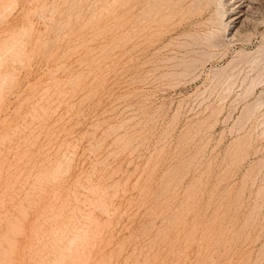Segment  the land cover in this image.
Instances as JSON below:
<instances>
[{
	"label": "rangeland",
	"instance_id": "obj_1",
	"mask_svg": "<svg viewBox=\"0 0 264 264\" xmlns=\"http://www.w3.org/2000/svg\"><path fill=\"white\" fill-rule=\"evenodd\" d=\"M219 1L0 0V264H264V0Z\"/></svg>",
	"mask_w": 264,
	"mask_h": 264
},
{
	"label": "bare ground",
	"instance_id": "obj_2",
	"mask_svg": "<svg viewBox=\"0 0 264 264\" xmlns=\"http://www.w3.org/2000/svg\"><path fill=\"white\" fill-rule=\"evenodd\" d=\"M226 1H228V0H226ZM248 1L249 0H230V1H228L227 3L229 4L230 3V5L232 6L231 7V9H227L229 12H230V14H232V15H229V17H227L226 16V14H227V10L225 9V3H224V1H222V0H220L219 2H218V5L216 6V8H217V13H218V17L217 18H213L214 20L213 21H215L213 24H215V25H217V27H222V28H224V29H226V31H224V32H226V33H228L229 35H231L232 37L234 36V35H236L235 33L236 32H238V30L240 29V25L242 24V22L245 20V19H247V17L249 16V13L252 11V9H249L250 8V3L251 2H249L248 3ZM245 2H247V4H245ZM227 5V4H226ZM216 11V10H215ZM228 12V13H229ZM215 13V12H214ZM251 16V15H250ZM215 17V16H214ZM216 27V26H215ZM221 28V29H222ZM240 31V30H239ZM249 53V52H248ZM246 54V53H245ZM238 56V55H237ZM244 56V55H243ZM247 56H245L244 58H246ZM249 59V58H248ZM233 60V59H232ZM244 60V59H243ZM248 62V61H247ZM230 64V63H229ZM256 105V104H255ZM259 106V105H258ZM257 107V106H256ZM253 108V107H252ZM255 109V108H254ZM248 110V109H247ZM249 112H250V108H249ZM31 138V137H30ZM263 166V165H262ZM262 168V167H261ZM261 172V171H260ZM77 185V184H76ZM87 187V186H86ZM34 189H35V187H34ZM78 189V188H77ZM85 189V188H84ZM92 190V189H91ZM94 190V189H93ZM101 191V190H100ZM85 192V191H84ZM91 192V191H90ZM67 193V192H66ZM83 193V192H82ZM93 193V192H92ZM102 196V195H101ZM28 197V196H27ZM34 197V196H33ZM64 197V196H63ZM26 198V197H25ZM27 199V198H26ZM25 199V200H26ZM77 199H79V198H77ZM84 199V198H83ZM89 200V199H88ZM98 200V199H97ZM27 201V200H26ZM25 202V201H24ZM58 201H56V203H57ZM27 204H28V202H26ZM26 203H25V205H26ZM55 204V203H54ZM99 204V203H98ZM19 205V204H18ZM22 205V204H21ZM52 205V204H51ZM102 205V204H101ZM56 206V205H55ZM58 206H60V202H59V205ZM58 206H56V207H58ZM81 206V205H80ZM92 206V205H91ZM27 207V206H26ZM49 207H51V206H49ZM48 207V211H50V208ZM102 207V206H101ZM29 208H30V205H29ZM55 208V207H54ZM103 208H105V207H103ZM21 209V208H20ZM59 209V208H58ZM52 210H54V209H52ZM57 211H59V210H57ZM52 212H54V211H52ZM62 211H60V213H61ZM32 213V212H31ZM50 213H51V211H50ZM54 213H56V212H54ZM60 213H56V214H60ZM63 213V212H62ZM61 213V214H62ZM86 213V212H85ZM53 214V213H52ZM51 214V215H52ZM80 214H81V212H80ZM32 215V214H31ZM49 216H50V214H48ZM54 215V214H53ZM52 215V216H53ZM63 216H64V214H62ZM82 215V214H81ZM55 216V215H54ZM52 217V218H54L55 219V217ZM61 216V215H60ZM80 216V215H79ZM27 217V216H26ZM80 217H82V216H80ZM85 218V217H84ZM35 219V218H34ZM46 219V221L47 222H49L47 219H49V218H45ZM59 219H60V217L58 218V219H56V222H58L59 221ZM79 220H80V218H78ZM87 219H89V218H87ZM86 218H85V220H87ZM36 220H38V219H36ZM58 220V221H57ZM81 220H83V219H81ZM80 220V221H81ZM91 220V219H90ZM43 221V223L41 222V224H44V220H42ZM52 221V220H51ZM63 221H64V219H63ZM99 221V220H98ZM37 222V221H36ZM46 222V223H47ZM56 222L55 223H53L52 225H56ZM79 222V221H78ZM85 222H87V221H85ZM29 223V222H28ZM80 224H81V222H79ZM95 223H97V221L95 220ZM36 224V223H35ZM38 224H39V222H38ZM50 224V223H49ZM60 223L58 222L57 223V225L58 226H61V225H63V222L61 221V224L59 225ZM31 225H32V222H31ZM30 225V227H32V229L31 230H33V226H31ZM38 226V225H37ZM40 226V225H39ZM38 226V227H39ZM44 226H46V224L44 225ZM48 226H50L51 227V225H48ZM79 226V225H78ZM88 226V225H87ZM92 226V225H91ZM99 226V225H98ZM10 227H13L12 225L10 226ZM35 227V226H34ZM41 227V226H40ZM50 227H48V228H50ZM57 227V226H56ZM63 228H64V226H62ZM84 227V226H83ZM95 227V226H94ZM41 228H43V227H41ZM46 228V227H45ZM52 228H53V226H52ZM60 228V227H59ZM13 229V228H12ZM12 229H9V230H11L10 231V233H12V234H15V232H14V230L15 229H13V232H12ZM17 229V228H16ZM44 229V228H43ZM54 229V228H53ZM55 229H57V228H55ZM95 229H97V226H96V228ZM45 230V229H44ZM44 230L43 231H40L39 232V229L38 230H36V229H34V231H38V233H37V235H36V233L35 232H30V233H34L35 234V236H38L39 235V233H41V232H43V234L46 232V230H45V232H44ZM50 231H51V228L49 229ZM59 229H57V231H58ZM64 230V229H63ZM94 230V229H93ZM17 231V230H16ZM53 231V230H52ZM60 231H61V228H60ZM79 231V230H78ZM95 231V230H94ZM93 231V232H94ZM101 231H102V229H101ZM101 231H100V233H101ZM27 232V231H26ZM48 233H49V231H47ZM46 232V233H47ZM26 234V233H23V234H25V236H26V238L28 239V241H29V243H32V242H34L35 240H33L31 237L33 236V237H35L34 235H32V234ZM54 233L56 234V231L54 230ZM58 233V232H57ZM64 233V232H63ZM62 233V234H63ZM78 233V232H77ZM76 233V234H77ZM83 233V232H82ZM96 233H97V231H96ZM42 234V233H41ZM40 234V235H41ZM50 234H52V233H50ZM60 234V233H59ZM11 235V234H10ZM28 235H30V238L32 239L31 241L29 240L30 238H28L29 236ZM39 235V238H41V236ZM45 235H47V234H45ZM44 235V236H45ZM24 236V235H23ZM47 236H49V234L47 235ZM61 237H62V235H60ZM60 236H57L59 239L61 238ZM73 236V235H72ZM95 235H93V237H94ZM99 236V235H98ZM50 237V236H49ZM95 237H97V236H95ZM3 238H6V237H3ZM8 238V237H7ZM44 238V237H43ZM43 238L41 239V240H43ZM81 238L82 237H79V236H77V237H74L73 239H71V240H69V243H65V244H67L68 245V247H66V248H62V249H58V248H55V249H58L59 250V252H63V253H65L66 255L67 254H70L71 252H77L78 250H80V248H81V244L79 243V241L78 240H80L81 241ZM36 239H38V238H36ZM46 239H47V237L46 238H44V241H46ZM53 239H54V235H53ZM53 239H51L50 238V240L52 241ZM93 239V238H92ZM95 239V238H94ZM94 239H93V241H94ZM0 240H2V239H0ZM9 240V239H8ZM40 240V241H41ZM55 240H57L58 241V239H56L55 238ZM63 240V239H62ZM66 240V239H65ZM101 240V239H100ZM5 241V240H4ZM44 241H42V244H43V242ZM64 241V240H63ZM85 241H86V239H85ZM97 241V240H96ZM47 242H50V241H47ZM47 242H44V243H46V244H49V243H47ZM53 242V241H52ZM52 242L50 243V246L47 248V247H45V248H47V249H45L43 246L44 245H46V244H43V246L42 245H40V248H44L45 250H43V253H44V251L45 252H47V250L49 249L50 250V247L51 248H53L54 246H51L52 245ZM2 243V242H1ZM4 243V242H3ZM34 243H36V244H38V246H39V244H40V242L39 241H37L36 240V242H34ZM56 243H59L60 244V240L58 241V242H56ZM107 243V242H106ZM24 244V243H23ZM53 244H54V242H53ZM7 245H8V242H7ZM13 245H15V244H13ZM34 244L32 243V245L31 244H29L28 246H31V247H34V246H36V245H34ZM54 245H56V244H54ZM58 245V244H57ZM93 245H95V244H93ZM98 245V244H97ZM9 246H10V243H9ZM48 246V245H47ZM87 246V244L85 245V248H87L86 247ZM11 247V246H10ZM9 247V248H10ZM21 247H23V245L21 246ZM20 247V248H21ZM37 247V246H36ZM58 247V246H57ZM101 247V246H100ZM8 248V249H9ZM39 248V247H38ZM90 248V247H89ZM93 248H94V246H93ZM98 248H99V246H98ZM25 249H26V242H25ZM24 249V250H25ZM54 249V248H53ZM88 249V248H87ZM1 250V249H0ZM3 250H5V248L3 249ZM20 250H23V248L22 249H20ZM22 251V253H24L25 251ZM48 250V251H49ZM90 250V249H89ZM91 250H93V249H91ZM100 250V249H99ZM2 251V250H1ZM6 251H8V250H6ZM6 251H5V253H6ZM31 250H29V252H30ZM32 251H36V250H33V248H32ZM38 251H40V252H42L41 250H38ZM50 251H52V250H50ZM85 251H86V249H85ZM8 252H10V249H9V251ZM28 251L26 250V253H25V255H27L28 256V253H27ZM89 252V251H88ZM96 252V251H95ZM97 252H98V250H97ZM2 253V252H1ZM0 253V254H1ZM3 253H4V251H3ZM2 253V254H3ZM18 253V252H17ZM22 253H20L21 255H22ZM32 253V252H31ZM36 253H38V254H36ZM48 253V252H47ZM47 253L45 254V255H47ZM85 253V252H84ZM1 254V255H2ZM9 254V253H8ZM19 254V253H18ZM17 254V255H18ZM33 254V253H32ZM42 254V253H41ZM58 254H61V253H58ZM57 254V256H58V258H60V259H62V260H66V258L64 257V258H62V257H59V255ZM89 254V253H88ZM98 254V253H97ZM14 255V254H13ZM29 255H30V253H29ZM36 255H39V256H41L40 255V253L39 252H35V254H33V255H31V257H37V259H38V262L40 261H42V262H44V259H46V258H48V257H44V256H42L44 259H41V260H39V257L38 256H36ZM95 255V254H94ZM93 255V256H94ZM104 255V254H103ZM6 255L4 254L3 255V258L5 257ZM48 256V255H47ZM61 256H63V255H61ZM23 257V256H22ZM25 257V256H24ZM24 257L23 258H21L20 256H19V258H21V259H24ZM41 257V258H42ZM69 257H70V255H69ZM68 257V258H69ZM89 257V256H88ZM2 258V259H3ZM6 259H7V257H5ZM16 258H18V257H16ZM49 258H50V256H49ZM83 258H85V257H83ZM94 258V257H93ZM97 258V257H96ZM95 258V259H96ZM99 258V257H98ZM8 259H10V258H8ZM7 259V260H8ZM12 259V258H11ZM28 260L30 259L29 257L27 258ZM37 259H34L35 261L37 260ZM52 259V258H51ZM59 259V260H60ZM4 260V259H3ZM2 260V261H3ZM16 260V259H15ZM19 260V259H18ZM17 260V261H18ZM28 260H26V263L28 262ZM50 260V259H49ZM49 260H47V262L49 261ZM52 260H54V259H52ZM61 260V262H64L65 263V261H62ZM73 260V259H72ZM87 260V259H86ZM97 261H98V259H96ZM19 261H21V260H19ZM30 261H33V260H30ZM57 261V260H56ZM56 261H54V263L53 264H55L56 263ZM78 261L80 262L81 261V258H78ZM88 261V260H87ZM92 261V260H91ZM90 261V262H91ZM95 260H93V262L92 263H90V264H93V263H95L94 262ZM1 262V261H0ZM22 262L23 261H21V264H22ZM37 261L34 263V264H36V263H38ZM40 262L38 263V264H40ZM46 262V263H47ZM50 262H51V260H50ZM70 262V261H69ZM86 262V261H85ZM84 262V264H86ZM100 262V261H99ZM98 262V263H99ZM104 262V261H103ZM5 263V262H4ZM19 263V262H18ZM24 263H25V261H24ZM28 263H30L31 264V262H28ZM52 263V262H51ZM50 263V264H51ZM57 263H59V261H57ZM56 263V264H57ZM82 263H83V261H82ZM2 264V263H1ZM17 264V263H16ZM32 264H33V262H32ZM43 264V263H42ZM60 264V263H59ZM62 264V263H61ZM67 264V263H66ZM81 264V263H80ZM96 264V263H95ZM106 264V263H105Z\"/></svg>",
	"mask_w": 264,
	"mask_h": 264
}]
</instances>
